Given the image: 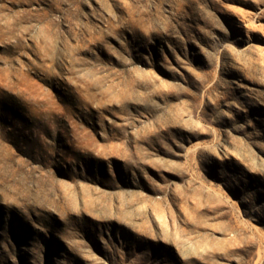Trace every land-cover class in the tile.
I'll use <instances>...</instances> for the list:
<instances>
[{"label": "rangeland", "instance_id": "1", "mask_svg": "<svg viewBox=\"0 0 264 264\" xmlns=\"http://www.w3.org/2000/svg\"><path fill=\"white\" fill-rule=\"evenodd\" d=\"M0 264H264V0H0Z\"/></svg>", "mask_w": 264, "mask_h": 264}]
</instances>
